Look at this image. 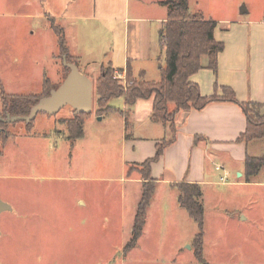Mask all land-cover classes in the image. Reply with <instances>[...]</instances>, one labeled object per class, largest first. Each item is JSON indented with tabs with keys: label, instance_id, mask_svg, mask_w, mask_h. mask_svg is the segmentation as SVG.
Instances as JSON below:
<instances>
[{
	"label": "rangeland",
	"instance_id": "obj_1",
	"mask_svg": "<svg viewBox=\"0 0 264 264\" xmlns=\"http://www.w3.org/2000/svg\"><path fill=\"white\" fill-rule=\"evenodd\" d=\"M196 1L216 12L226 4L235 9L244 2L252 17L264 9V0ZM13 3L0 0V82L7 92L15 93L20 90L17 87H27L32 80L35 88L42 67L49 77L59 80L63 66L51 22L23 19L16 0ZM75 26L79 33L68 47L72 55H79L81 73L93 76L99 64L122 58L123 36H111L112 22L80 21ZM161 52L155 61L157 68L166 66L165 51ZM62 75L66 76L64 71ZM92 81L94 112L97 97L95 79ZM42 89L35 93L41 94ZM121 100L110 105L118 107ZM1 112L0 101L3 118ZM73 118L71 107L53 116L41 113L32 126L40 139L26 145L21 140L18 146L12 142L0 159V199L12 208L0 216V264H201L195 257L194 242H185L192 229L184 221L156 225L140 246L126 252L140 190L125 182L130 167L123 120L119 112L98 117L87 129V138L72 148L68 125ZM27 126L22 121L11 123L5 127L6 134L23 137ZM51 126L56 128L49 132ZM137 126L138 136L151 137L155 125L146 121ZM9 136L0 134V154ZM258 144L259 153L252 156L263 157L264 140ZM131 169L139 172L141 167ZM254 182L258 185L220 186L216 187L219 193L207 192V264H264V167ZM124 214L126 220L122 221ZM193 231L199 232L197 224Z\"/></svg>",
	"mask_w": 264,
	"mask_h": 264
},
{
	"label": "crops",
	"instance_id": "obj_2",
	"mask_svg": "<svg viewBox=\"0 0 264 264\" xmlns=\"http://www.w3.org/2000/svg\"><path fill=\"white\" fill-rule=\"evenodd\" d=\"M13 1L5 0V3L15 5ZM165 1L167 0H16L23 19H47L51 22L50 29L58 43L55 27L63 30L68 53L76 59L78 66L79 55H72V49L68 47L69 40L79 33V26H75L76 22L97 20L113 23L111 36L118 35V33L123 36L122 58L114 57L108 64H99L93 76L88 74L91 80L95 79V83L102 69L108 67L114 72L129 73L134 79L144 78L149 82L160 81L163 67L159 65L157 68L155 61L162 53L161 51H164L160 46V32L169 20V8L163 5ZM244 4L240 2L234 9L229 3L224 9L216 12L214 8H205L198 1L189 0L191 14H201L205 20L217 23L215 39L224 44L223 52L217 57V71L209 68V57L204 56L202 58L203 69L193 75L191 81L199 86L204 97L223 96L222 87L230 88L234 91L238 102L260 104L264 115V9L258 16L252 17L250 10H247ZM41 30V28L33 30L32 34H37ZM54 57L57 58L55 55ZM57 69L58 67L55 70ZM62 73L61 70L59 80H55L49 77L46 68L42 67L38 78L35 79L39 81L35 88H33L34 82L32 81L34 80H32L27 87L26 85L21 87L22 89L17 87L20 90L8 93L33 94L43 87L46 78H49L53 84H60L63 80ZM119 98L122 99L121 105L120 102L118 107L110 105L118 98L111 100L109 105L113 108L112 112H119L123 120L125 156L127 165L131 169L135 165H142L154 158L158 145L171 139V131L169 125L154 123L151 120L153 98L138 100L130 110L128 123L124 116L128 108L124 98ZM185 114H179L176 119L175 142L168 146L161 159L152 165L151 178L157 184L156 191L137 246L144 241L149 229L169 222L177 224V221L189 224L192 229L191 236L185 242L187 244L194 242L197 234H194L193 230L196 224H193L195 221L179 203V194L176 193L178 189L175 187L177 184H199L203 191L204 208L205 198L210 196L206 195L207 192H220L216 190V187L258 185L254 179L260 175L263 168L256 176L248 178L245 162L248 156H252V153H259L258 143L263 140L238 143L240 136L247 129V118L240 105L231 102H215L201 111L188 112L187 117ZM98 117L101 116H97L94 110L92 116L85 119L84 136L76 141L69 140L72 148L87 138V129L98 121ZM146 121L154 123L153 133L151 137H140L135 133L138 128L137 124ZM55 128L56 126H51L49 132L54 131ZM58 131L57 129L56 132ZM25 132L23 137L8 135L2 147L0 159L4 157L10 143L13 142V146H18L17 142L23 140L25 142L23 145H26L40 139L35 136L32 126H27ZM45 138L49 136L45 135ZM63 138L68 139L66 136ZM223 177H225L224 181L221 180ZM125 182L138 185L140 190V195L133 208L136 217L142 198L144 180L139 172L134 171L132 174L127 173ZM122 197L125 203L126 192L122 193ZM125 216L126 214L122 216V221L126 220ZM246 219L244 217V220ZM205 237L204 234V252Z\"/></svg>",
	"mask_w": 264,
	"mask_h": 264
},
{
	"label": "trees",
	"instance_id": "obj_3",
	"mask_svg": "<svg viewBox=\"0 0 264 264\" xmlns=\"http://www.w3.org/2000/svg\"><path fill=\"white\" fill-rule=\"evenodd\" d=\"M163 5L169 8V20L160 32V46L165 51L166 66L161 69L159 82H149L144 78L134 79L127 73L129 84H123L113 78L112 68H103L100 77L95 83L97 116H105L113 111L109 103L111 100L123 97L128 110L124 114L127 123L129 113L138 100L154 99L151 120L154 123L169 125L171 139L158 145L154 158L147 160L139 171L142 176L143 190L142 198L138 206L133 226L131 241L126 245V252L134 249L141 238L147 220V214L156 191V182L151 178L152 165L158 162L163 156L164 150L176 140V119L181 113H188L193 110L201 111L209 104L215 102H231L240 105L247 118L246 132L240 136L238 143H249L255 140H264V115L262 106L256 103H240L236 99L234 91L222 87L223 96L204 97L199 86L191 81V77L203 69L202 58L208 56L209 68L217 71V57L223 52L224 44L216 41L215 30L217 23L208 21L201 14L190 13L189 0H167ZM60 44L62 66L65 73L64 79L70 70L64 66L65 57L67 63H78L66 48V40L63 30L55 27ZM53 84L46 78L41 94H20L8 93L0 82V101L3 116H29L32 108L43 98L57 89L61 84ZM93 114V113H92ZM92 114L77 115L74 111V118L69 122V140L75 141L84 136L85 119ZM40 115V114H39ZM38 115V116H39ZM1 118V117H0ZM37 119V118H36ZM36 120L27 124L33 126ZM9 125L0 121V134L5 137V127ZM1 156V154H0ZM264 167L263 157L248 156L245 168L248 178L256 176ZM129 170V174L134 171ZM179 191V203L187 211L189 216L198 225L199 232L194 239L195 257L201 264H207L204 257V232H205V208L202 203L203 191L199 184L180 183L175 186Z\"/></svg>",
	"mask_w": 264,
	"mask_h": 264
},
{
	"label": "water",
	"instance_id": "obj_4",
	"mask_svg": "<svg viewBox=\"0 0 264 264\" xmlns=\"http://www.w3.org/2000/svg\"><path fill=\"white\" fill-rule=\"evenodd\" d=\"M63 60L64 66L69 68L70 72L57 89L53 90L49 96L41 99L32 108L29 116H8L6 119L0 118V121L7 124L20 121L29 124L36 120L41 113L53 116L65 107H71L77 115L92 114L94 109V82L81 73L76 64L67 63L65 57ZM187 115L188 113L185 114V117ZM7 211H12L11 206L0 199V216Z\"/></svg>",
	"mask_w": 264,
	"mask_h": 264
},
{
	"label": "built area",
	"instance_id": "obj_5",
	"mask_svg": "<svg viewBox=\"0 0 264 264\" xmlns=\"http://www.w3.org/2000/svg\"><path fill=\"white\" fill-rule=\"evenodd\" d=\"M113 78L120 82L121 84H123L124 87H127L129 84L128 78H127V73L126 72H119V71H115L113 74ZM218 170H220V168H217ZM222 181L225 180V177H223L221 179Z\"/></svg>",
	"mask_w": 264,
	"mask_h": 264
}]
</instances>
